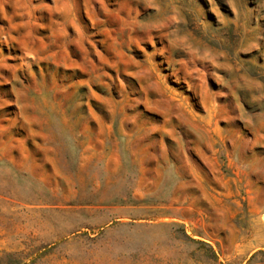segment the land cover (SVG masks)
<instances>
[{
    "label": "rangeland",
    "instance_id": "1",
    "mask_svg": "<svg viewBox=\"0 0 264 264\" xmlns=\"http://www.w3.org/2000/svg\"><path fill=\"white\" fill-rule=\"evenodd\" d=\"M0 264H264V0H0Z\"/></svg>",
    "mask_w": 264,
    "mask_h": 264
}]
</instances>
